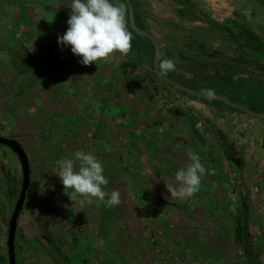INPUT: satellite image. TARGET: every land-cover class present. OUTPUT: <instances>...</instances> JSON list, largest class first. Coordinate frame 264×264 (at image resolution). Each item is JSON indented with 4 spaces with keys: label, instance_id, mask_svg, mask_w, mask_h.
Returning a JSON list of instances; mask_svg holds the SVG:
<instances>
[{
    "label": "rangeland",
    "instance_id": "rangeland-1",
    "mask_svg": "<svg viewBox=\"0 0 264 264\" xmlns=\"http://www.w3.org/2000/svg\"><path fill=\"white\" fill-rule=\"evenodd\" d=\"M137 1L136 23L156 37L160 58L176 62L172 73L181 82L193 83L199 71H231L190 60L215 59L211 48L237 57L229 31L244 39L242 27L249 26L264 41V0ZM70 5L0 0V136L20 141L31 166L24 189L16 155L0 144V264H8L13 213L19 264H246L232 239L240 212L252 261L264 264V122L245 126L238 117L183 102L146 68L151 44L129 28L127 56L79 64L57 44L67 27L52 30L69 18ZM201 44L206 54L199 56ZM128 78L136 81L132 87ZM248 78L263 81L246 73L232 79L246 85ZM261 83L246 88L245 106L255 112L264 111ZM207 126L234 141L235 162L225 159ZM78 150L103 163L106 191L121 194L118 206L81 207L65 195L57 162ZM189 153L211 174L191 198L169 197L165 184L174 183L172 173L187 166Z\"/></svg>",
    "mask_w": 264,
    "mask_h": 264
},
{
    "label": "clouds",
    "instance_id": "clouds-1",
    "mask_svg": "<svg viewBox=\"0 0 264 264\" xmlns=\"http://www.w3.org/2000/svg\"><path fill=\"white\" fill-rule=\"evenodd\" d=\"M67 28L57 36L61 49L70 48L79 57V63L87 66L99 60L109 59L114 53L127 56L132 47V34L127 28L126 8L122 0H71ZM155 68L161 75L176 70V62L167 57H158ZM209 98L212 90H205ZM189 163L172 173L173 184H165L172 198H191L199 191L202 177L211 174L201 163L198 154L189 153ZM56 174L63 185L65 195L79 206L102 202L106 207L121 203L120 192L111 191L105 186L109 183L104 175L103 163L91 152L78 150L72 158L57 162Z\"/></svg>",
    "mask_w": 264,
    "mask_h": 264
},
{
    "label": "trees",
    "instance_id": "trees-1",
    "mask_svg": "<svg viewBox=\"0 0 264 264\" xmlns=\"http://www.w3.org/2000/svg\"><path fill=\"white\" fill-rule=\"evenodd\" d=\"M133 5V11H134V19L136 17L137 11L142 14L140 10V6L137 0H130ZM123 5L126 8V19H127V28H129L131 31H133L129 27L128 23V15H127V6L125 2L122 0ZM143 17V16H142ZM208 19V17H207ZM136 22V20H135ZM137 24V23H136ZM138 26V24H137ZM140 27V26H138ZM143 28V27H140ZM145 29V28H143ZM229 31V30H228ZM242 32L246 33V38H242V34L240 33H232V31H229V33L232 35L234 43L238 46L240 53L237 55V57L230 56L226 57L223 56L222 60L219 61H212L210 60H204L198 63V59L191 58L190 60L193 63H198L203 68L207 67H228L231 68V71L225 74H208V73H202L201 71L198 72V79H196L193 83L189 84L187 82H182L184 85L191 87L195 90L201 91L205 93V90H212L214 94L222 95L227 97L228 99L244 104L251 98V94L247 93L246 88L253 86L254 83L263 82L261 83L264 86V76L261 78L263 81H257L256 79H250L248 80V84H244L242 82H236L232 78L233 76L240 75V74H251L250 71L247 70V66L250 65H258L264 67V44L263 42L258 39V37L252 33V31L248 30L245 27H242ZM147 40L150 42V40L147 38ZM151 44V42H150ZM152 47V44H151ZM152 55H153V47H152ZM151 55V57H152ZM247 55L248 57H244ZM152 73V72H151ZM163 85L167 86L170 90L177 92L183 97H187L190 99H194L200 102H203L207 105H210L212 107H215L217 109H226L230 108L231 111H239L236 108L230 107L225 105L219 100H210V99H203L198 97H192L185 92L175 90L170 85H168L164 80L159 78L156 74L152 73ZM253 75V74H251ZM166 76L170 77L171 79L178 80V78L171 72L167 73ZM250 85V86H248ZM198 86V87H197ZM264 99V98H263ZM243 113V112H241ZM245 114V113H243ZM247 115V114H245ZM249 116V115H247ZM207 129L212 132L216 143L218 147L220 148L223 156L227 161L235 162L236 155H235V148L236 145L234 141L228 138V136L218 127L215 126H207ZM244 213L240 212L235 218V227L233 230V239L234 242L237 245H240V247L243 249V254L245 257L246 264H255L254 261H252V252H251V238L247 232V227L245 223Z\"/></svg>",
    "mask_w": 264,
    "mask_h": 264
},
{
    "label": "water",
    "instance_id": "water-1",
    "mask_svg": "<svg viewBox=\"0 0 264 264\" xmlns=\"http://www.w3.org/2000/svg\"><path fill=\"white\" fill-rule=\"evenodd\" d=\"M127 6V15H128V23L129 27L136 32L137 34L144 36L148 38L152 44L153 47V57H152V63L149 67H146L149 71L156 74L159 78L164 80L168 85H170L173 89L179 90L182 92H185L186 94L192 96V97H198L203 99H210V100H219L222 103H224L227 106L233 107L238 109L239 111L252 116V117H258L263 118L264 117V111L262 112H255L252 111L247 106L234 102L230 99H228L225 96L214 94L213 98H209L204 92L195 90L191 87H188L184 85L179 80L171 79L170 77L166 75H161L157 72L155 68V64L157 61V58L160 57V45L158 43V40L156 37L151 33V31L147 29H143L137 26L135 19H134V11H133V5L130 0H123ZM0 144L7 146L17 157L20 168H21V175H22V187L26 189L29 184V176H30V161L28 154L21 144L20 141H18L15 138H9V137H3L0 136ZM17 213H13L11 218L9 219L8 227H7V237H6V255H7V262L8 264H19L17 260V247H16V225H17Z\"/></svg>",
    "mask_w": 264,
    "mask_h": 264
},
{
    "label": "crops",
    "instance_id": "crops-1",
    "mask_svg": "<svg viewBox=\"0 0 264 264\" xmlns=\"http://www.w3.org/2000/svg\"><path fill=\"white\" fill-rule=\"evenodd\" d=\"M55 6H57V7H60V3H57V4H55ZM69 17V16H68ZM59 19H60V17H59ZM60 22L58 23V24H56V26H54L53 28H52V30L53 31H56V28H60V29H64L63 28V26L64 27H67V23L65 22L64 23V19L62 18V19H60L59 20ZM67 21V20H66ZM245 28H247L248 30H250V31H252V32H255V29H253V28H251V27H249V26H244ZM62 32V31H61ZM56 34H57V31L55 32ZM58 36V35H57ZM257 37H258V39H260L262 42H264L262 39H261V37H259V35L257 34ZM202 46V47H201ZM199 48H198V54H199V56L201 55V54H206V52L204 51V47H206V45H200V46H198ZM211 50L212 51H210V52H212V54L216 57L215 59H211L212 61H219V60H222V58H223V56H226V57H230V56H233L232 54H229V53H227L225 50H223V49H221V50H216V49H214V48H211ZM202 52H204V53H202ZM201 61H204V59H202V58H198V63H200ZM98 62H102V61H98ZM80 64V63H79ZM217 67H219V66H217ZM247 70L248 71H250V73L251 74H253L252 76H259V77H263L264 76V67H262V66H258V65H250V66H247ZM74 71V70H73ZM88 72V74L90 75V77H91V75H93L92 76V78L94 77V73L92 74V73H90V71H87ZM227 72V71H226ZM214 74H221V73H214ZM250 74V75H251ZM259 74H261V75H259ZM136 81H135V79L134 78H128L127 79V82H126V84H128L127 86L128 87H132L133 85H134V83H135ZM120 88H121V85H120ZM88 89V88H87ZM85 94V93H84ZM181 96V95H180ZM183 97V96H182ZM184 99H182L183 100V102L185 101V102H187V103H193L192 105L193 106H196V107H209V108H213L214 110H215V113H221V114H224L225 116L226 115H232V116H235V117H238L239 119H240V121H243V123H244V125L245 126H247L248 124L250 125V126H254V127H262L263 126V122H264V117L263 118H258V117H252V116H247V115H245V114H241V113H238V112H236V111H231V110H228V109H217V108H215V107H212V106H210V105H207V104H205V103H203V102H200V101H197V100H194V99H188V101L186 100V98L187 97H183ZM249 117V118H248ZM22 144V143H21ZM24 147V146H23ZM30 169H31V166H30ZM232 239H233V235H232ZM234 240V239H233ZM240 249H241V251H240ZM240 249H238L240 252L239 253H241V254H243V251H242V248L240 247ZM244 255V254H243ZM243 261H245V258L244 259H242V262ZM245 263V262H244Z\"/></svg>",
    "mask_w": 264,
    "mask_h": 264
}]
</instances>
